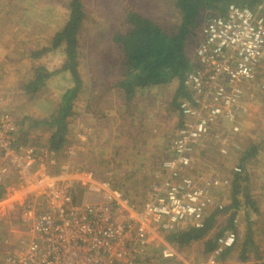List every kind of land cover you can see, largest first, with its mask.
<instances>
[{"label":"built area","instance_id":"1","mask_svg":"<svg viewBox=\"0 0 264 264\" xmlns=\"http://www.w3.org/2000/svg\"><path fill=\"white\" fill-rule=\"evenodd\" d=\"M193 58L183 79L189 97L178 104L183 120L160 167L164 181L149 187L142 205L71 162L82 141L78 134L65 160L24 144L0 93V222L14 212L21 228L14 243L5 242L3 264H136L149 249L167 261L179 258L166 235L202 227L209 209L223 208L214 193L226 189L227 179L184 173L194 167L203 140L222 143L240 132L252 99L246 90L264 60V0L257 9L231 4L225 15L209 16ZM236 241V234L225 233L205 263L216 264Z\"/></svg>","mask_w":264,"mask_h":264},{"label":"rangeland","instance_id":"2","mask_svg":"<svg viewBox=\"0 0 264 264\" xmlns=\"http://www.w3.org/2000/svg\"><path fill=\"white\" fill-rule=\"evenodd\" d=\"M70 1L0 0V93L7 111L15 117L16 122H19L17 128L21 141H26V144L40 152L48 149L51 135V130L45 123L58 117L63 95L75 86V82L69 72H62L49 78L36 93L31 94L24 87L34 79L36 68L43 67L49 72H54L65 63L63 46L52 49L39 58H33L32 53L53 47L52 40L55 34L69 19ZM244 1L248 0H236L240 4ZM83 9L85 18L78 34L79 65L77 67L81 91L74 102V116L67 120L70 144L75 141L82 126L85 128L92 126L90 110L83 119L79 116L81 107L87 102L89 88L92 95L97 93V89L106 86L114 88L116 82L122 78L120 73L122 54L113 37L128 31L125 21L128 11L132 9L166 29L175 28L181 21L180 14L174 7V0H83ZM211 14L213 13L201 14L203 20L199 32H194V35L189 37L187 54L191 63L194 59L195 46L200 39V32ZM175 81L180 84L179 80ZM171 83L172 81L165 86ZM246 93L252 96V99L245 103V112L239 120L240 132L230 133L222 143L213 139L203 140L196 148L194 167L187 170L184 175L192 178L208 174L217 177L222 174L233 175L230 168L243 159V153L253 149L255 151L253 158L256 162L252 171L255 175L264 174V60L260 64L255 81L247 87ZM164 94L167 96V93ZM100 95L105 103L102 102V107H108L107 102L112 98L108 97L105 101L106 93ZM136 100L142 107L145 99L138 97ZM116 101V106L120 105L122 98ZM121 106L119 110L116 109L117 114L114 116H104L102 112H105L106 108L98 111L94 119L100 124L99 129L89 135V145L77 150L71 162L92 172L97 179L109 180L116 189L126 194L133 204L142 205L150 197L146 189L149 190L154 183H162L165 176L158 180L154 177V180L128 182V103ZM169 119L171 121L175 119L174 124L180 122L175 116ZM111 125L113 128L110 127ZM116 126L123 128L113 132ZM104 128L112 132H102ZM226 146L231 150L228 155H226L228 150L224 149ZM62 156L63 160L67 159L65 151L62 152ZM244 183L246 184H242L240 180L232 182L231 189L226 190L222 195L224 210L218 212V219L215 221L217 224L213 227L211 235L209 234L213 238L221 231L234 229L229 215L239 212L238 223L241 220L242 233L236 230L240 238L236 247L225 256V262L227 261L228 264H242L240 260L244 256L264 260V180L256 179L255 184L252 185L253 191H258V195L254 197L249 193L248 181ZM141 188H144L143 195L128 196V190L138 192ZM233 188L237 189L239 194L238 206L232 208ZM215 192L220 191L215 190ZM15 217V213L11 212L9 218L0 222V264H3L4 253L10 247L5 244L6 240L9 239V243H14L21 236V228L18 227ZM177 251L179 258L175 261H167L162 258L158 250L149 249L136 264H206L204 261L208 254H204L200 243Z\"/></svg>","mask_w":264,"mask_h":264},{"label":"trees","instance_id":"3","mask_svg":"<svg viewBox=\"0 0 264 264\" xmlns=\"http://www.w3.org/2000/svg\"><path fill=\"white\" fill-rule=\"evenodd\" d=\"M262 2L263 0H248L240 4L236 0H174V7L179 12L181 21L173 29H166L150 18L130 9L131 11L129 10L125 17L128 31L113 37V41L122 54L120 64L122 78L118 85L125 92L126 100L134 97L137 90L165 85L176 79L180 81L181 98H188L189 93L183 87L185 74L192 67L188 58L187 47L190 41L189 37L193 36L194 32H199L202 26L201 14L210 12L213 13L211 15L223 16L231 4L257 9ZM68 7L69 19L64 27L55 34L52 40L53 47H46L32 53L33 58H39L52 49L63 46L66 55L65 63L54 72H49L43 67L36 68L34 79L24 87L27 92L36 93L49 78L62 72H69L73 82H75V86L63 95L58 117L45 123L51 130L48 150L58 154L60 158L63 157L62 152L70 144L67 120L74 116V102L81 91V80L77 69L79 65L78 34L85 18L83 0H71ZM16 123L19 125L18 121ZM36 123L40 124V122ZM23 143L26 144V141ZM252 151L243 153V159L252 158L255 154V151ZM3 193L4 190L0 188V199L3 197ZM238 194L237 189L234 188V205L232 208L238 206ZM253 208L255 207L253 206ZM211 209L206 212L202 227L188 226L179 232L169 233L166 235L167 241L181 250L194 242L204 240L212 232L218 212L224 210V208ZM225 233V231H221L215 237L205 240V254L211 253L217 247L218 239ZM233 248L226 249L221 255L229 254ZM242 259L246 260L244 257Z\"/></svg>","mask_w":264,"mask_h":264},{"label":"crops","instance_id":"4","mask_svg":"<svg viewBox=\"0 0 264 264\" xmlns=\"http://www.w3.org/2000/svg\"><path fill=\"white\" fill-rule=\"evenodd\" d=\"M120 81H117L114 88H108L107 86L104 88L97 89L95 94L91 95V88H89L87 102L84 103V105L81 107V114L79 115L82 119L85 117V115L89 112L92 114V126L85 128L82 126V129L78 131L79 138L82 140L79 142V149L83 146H88V140L89 135L94 134L98 129L100 124L97 123V121L94 119L98 111L100 109H105V112H102L104 116H114L117 114L116 109H120L121 104L124 105V103H128V182L129 181H136V180H154V177L156 180H158L160 177L163 179V175L160 173V165L163 160H165L168 156L165 153L166 147L168 146L170 140L172 139L176 129H178L181 126L183 116L181 115V112L178 108V101L181 98L180 93V84H177L175 80H172V83L170 85H160L155 86L151 88H145L137 90L134 94V97L131 99L126 100L125 92L120 88L118 85ZM180 83V82H179ZM179 85V86H178ZM168 86V87H167ZM85 90V89H84ZM84 93V91H83ZM82 93V94H83ZM106 93L105 95V101L108 100V97H111L107 104L108 107H102V95L100 94ZM167 93V96L166 94ZM164 94V95H163ZM114 95H117L114 97ZM163 95V96H162ZM144 98L143 100L144 104L142 107L141 103H139L136 99ZM118 98H122V101H120V105H117ZM165 99V100H164ZM125 100V101H124ZM173 100V102H171ZM177 100V105H176ZM104 103V102H103ZM105 104V103H104ZM91 108V109H90ZM79 110V109H78ZM92 110V112H91ZM95 116V117H94ZM174 116L180 120L179 123H175V119L171 121L169 118H174ZM180 117V119H179ZM99 118V117H98ZM113 119L111 118L110 121ZM170 120V121H168ZM109 121V122H110ZM86 122V121H85ZM88 124V123H87ZM87 124H85L87 126ZM110 127L113 128L111 125ZM117 127V126H116ZM113 130L115 132L119 128H123L121 126L117 127ZM102 132H112L110 129H102ZM87 141V142H86ZM228 150V155L231 150H229V146H226L224 148ZM256 159L255 158H249V159H242L236 164L233 165L231 169V174H222L219 175L217 178L219 179H227L229 181V185L226 187L224 191L215 192L214 196L215 198L224 205L222 200V195L225 193L226 190L231 189V183L234 181H239L244 183V181H248L249 185V193L254 197L258 195V191H253L251 188L253 184H255L256 179L264 180V174H258L255 175L253 173V164H255ZM245 163V164H244ZM244 164V166H242ZM241 167L242 172L237 174L233 171L234 168ZM105 174L108 173L105 170ZM105 175V178H106ZM159 175V176H158ZM215 176V175H214ZM238 179H237V178ZM244 179V181L242 180ZM235 185H237L235 183ZM239 186V185H237ZM144 188H141V190L137 191H131L128 190V196H141L143 195ZM234 190V188H233ZM147 193L149 192L148 188L146 189ZM254 192V194H252ZM146 195V193H145ZM253 199V198H252ZM258 201V200H256ZM254 205L255 202H253ZM253 205V204H251ZM253 205V206H254ZM258 205V204H257ZM224 208V207H223ZM213 210V209H211ZM240 217L239 212L236 211V213H232L229 215V219L231 220V224L234 225V229L232 230H226L225 232H233L237 236V241L234 245V248L236 247V244L240 238L238 232H241L240 224L241 220L238 218ZM223 218V217H221ZM218 219V216L216 218V221ZM238 223V224H237ZM217 223L214 224V226ZM238 232H237V231ZM213 231V230H212ZM224 232V231H223ZM242 233V232H241ZM211 235V233H210ZM239 237V238H238ZM210 236L206 237L204 240L194 242L193 244H202V247L204 249L205 254V248L204 243L205 240L209 239ZM191 244L190 246H192ZM225 256L226 255H220L217 258L216 264H228V262H225ZM205 257V256H204ZM246 260H240L242 264H264V260L262 261L261 258H253L251 259L248 256H244ZM207 257L205 258L206 261ZM241 259V258H240ZM204 261V262H205Z\"/></svg>","mask_w":264,"mask_h":264}]
</instances>
